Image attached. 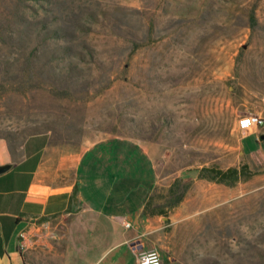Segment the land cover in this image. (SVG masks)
Wrapping results in <instances>:
<instances>
[{
	"label": "rangeland",
	"instance_id": "rangeland-1",
	"mask_svg": "<svg viewBox=\"0 0 264 264\" xmlns=\"http://www.w3.org/2000/svg\"><path fill=\"white\" fill-rule=\"evenodd\" d=\"M248 115L264 118V0H0V137L44 136L52 162L128 141L158 203L190 184L164 264H264V169L235 187L198 179L247 163Z\"/></svg>",
	"mask_w": 264,
	"mask_h": 264
},
{
	"label": "crops",
	"instance_id": "crops-1",
	"mask_svg": "<svg viewBox=\"0 0 264 264\" xmlns=\"http://www.w3.org/2000/svg\"><path fill=\"white\" fill-rule=\"evenodd\" d=\"M253 130L243 153L260 171L264 136ZM48 144L35 135L14 149L0 137V264H138L163 251L165 218L143 215L157 185L146 151L102 141L52 162Z\"/></svg>",
	"mask_w": 264,
	"mask_h": 264
},
{
	"label": "trees",
	"instance_id": "trees-1",
	"mask_svg": "<svg viewBox=\"0 0 264 264\" xmlns=\"http://www.w3.org/2000/svg\"><path fill=\"white\" fill-rule=\"evenodd\" d=\"M256 175L258 173L253 172L246 162L239 167L226 170L217 167H205L198 171V179L227 187H235L239 182L247 181ZM189 188L190 184L183 185L182 180L177 179L167 193L159 197L161 200L166 201V204L158 203L157 196L155 197L153 194L145 206L143 215L146 217L162 216L166 221H169V213L183 202Z\"/></svg>",
	"mask_w": 264,
	"mask_h": 264
},
{
	"label": "built area",
	"instance_id": "built-area-1",
	"mask_svg": "<svg viewBox=\"0 0 264 264\" xmlns=\"http://www.w3.org/2000/svg\"><path fill=\"white\" fill-rule=\"evenodd\" d=\"M264 126V118L259 115H248L241 117L237 128L239 131L248 132L253 129H259ZM129 226V225H128ZM25 238V234H21ZM138 264H164L161 253L158 250L151 249L141 252L137 258Z\"/></svg>",
	"mask_w": 264,
	"mask_h": 264
},
{
	"label": "water",
	"instance_id": "water-1",
	"mask_svg": "<svg viewBox=\"0 0 264 264\" xmlns=\"http://www.w3.org/2000/svg\"><path fill=\"white\" fill-rule=\"evenodd\" d=\"M7 170V168H0V174L5 172Z\"/></svg>",
	"mask_w": 264,
	"mask_h": 264
}]
</instances>
